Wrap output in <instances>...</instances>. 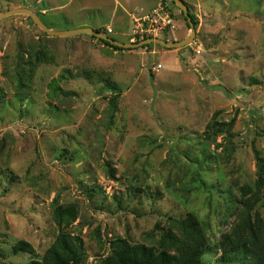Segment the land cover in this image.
<instances>
[{
    "label": "rangeland",
    "instance_id": "obj_1",
    "mask_svg": "<svg viewBox=\"0 0 264 264\" xmlns=\"http://www.w3.org/2000/svg\"><path fill=\"white\" fill-rule=\"evenodd\" d=\"M184 1L197 35L171 48L115 50L91 34L50 36L27 13L0 19V264L42 261L56 204L72 203L79 264H103L118 239L177 253L170 237L196 222L204 264H239L218 242L248 211L264 217L252 198L264 193V0ZM160 4L174 26L152 36H189L174 0H0V13L27 7L56 30L134 42L135 17ZM105 83L121 88L115 113Z\"/></svg>",
    "mask_w": 264,
    "mask_h": 264
},
{
    "label": "trees",
    "instance_id": "obj_2",
    "mask_svg": "<svg viewBox=\"0 0 264 264\" xmlns=\"http://www.w3.org/2000/svg\"><path fill=\"white\" fill-rule=\"evenodd\" d=\"M190 14L196 26L198 24L196 15ZM104 32L107 34V31ZM93 37L97 38L96 36ZM150 37L153 36L144 35L137 37L134 42ZM99 40L115 50L133 49L119 47L100 38ZM153 44L155 43L144 44L138 48H148ZM156 45L161 46L160 44ZM37 59L38 61H42L43 57ZM48 60L49 57H45L44 61ZM34 68L35 66L31 62L30 72H33ZM55 82L56 80L54 79L53 83ZM105 88L112 93L110 105L113 113H115L118 110L121 88L116 84L107 83H105ZM25 98L21 97L20 101H24ZM209 126H212V124ZM228 126V123H224L221 127L217 126L216 130H212L211 133L213 135V133L228 132ZM208 130L210 131V127H208ZM208 158L211 159V156L208 155ZM258 159L259 178L257 184L262 187L264 184V156H260ZM204 161H206V155L202 152L193 158V162L199 167H202ZM110 170L113 172L112 169ZM252 198L254 203L260 201L262 198L264 200V193L255 192ZM246 204L252 206L250 201L246 202ZM78 212L74 203L68 206L56 204L53 218L58 227H60V230L52 245L46 250L42 261L36 264H79L80 261L85 259L87 252L85 251L84 243L80 239L81 237L74 235L72 231L67 229L77 220ZM191 226H193V231H186L189 238L182 239V237L177 235H174L175 237L173 238L170 237L174 246L172 248L177 253H172L169 250L170 248H166L169 243H162L165 248L158 251L154 246L140 243L131 244L126 239H118L113 241V251L103 261V264H204L202 256L205 249L203 247H206L208 244L206 235L202 233V229H200V233L198 232V222L195 224L191 223ZM168 235L170 234H166V236ZM162 241L163 239H161ZM25 244L27 246V243ZM218 247L221 248L225 260L236 261L239 264H264V217H262V213L260 211H256L255 213L248 211L246 216L235 225V228L223 236L218 242Z\"/></svg>",
    "mask_w": 264,
    "mask_h": 264
},
{
    "label": "water",
    "instance_id": "obj_3",
    "mask_svg": "<svg viewBox=\"0 0 264 264\" xmlns=\"http://www.w3.org/2000/svg\"><path fill=\"white\" fill-rule=\"evenodd\" d=\"M174 1L184 12V15L191 29V34L183 39L173 40V41L166 40L160 37H150V38L142 39L141 41H138V42H121L117 39H114L113 37L108 36L102 31L94 29L92 27H80V28L71 29V30H56V29L50 28L35 11L27 7H20V8H15V9L4 11L0 13V19L5 16L16 14V13H27L28 15L31 16L34 22L45 33H47L50 36H70V35H76V34H91L93 36H96L97 38L103 39L105 41L110 42L113 45L123 47V48H136V47H140L144 44H149V43H156V44H160L162 46L171 48V47H179V46L187 45L191 43L197 35L196 26L194 24V21L192 20L191 14L189 12V6L187 5V3L184 0H174Z\"/></svg>",
    "mask_w": 264,
    "mask_h": 264
},
{
    "label": "built area",
    "instance_id": "obj_4",
    "mask_svg": "<svg viewBox=\"0 0 264 264\" xmlns=\"http://www.w3.org/2000/svg\"><path fill=\"white\" fill-rule=\"evenodd\" d=\"M162 6L160 4L158 9L151 13L135 17L136 24L132 40L144 35L156 36L157 32L168 28L170 25L174 26L172 13ZM108 32H111V29Z\"/></svg>",
    "mask_w": 264,
    "mask_h": 264
},
{
    "label": "crops",
    "instance_id": "obj_5",
    "mask_svg": "<svg viewBox=\"0 0 264 264\" xmlns=\"http://www.w3.org/2000/svg\"><path fill=\"white\" fill-rule=\"evenodd\" d=\"M177 37L174 35V37L172 38H169V39H176ZM164 39V38H163ZM167 40V39H166ZM171 41H173V40H171ZM121 42H124V41H121ZM126 42V41H125ZM132 42V41H131Z\"/></svg>",
    "mask_w": 264,
    "mask_h": 264
}]
</instances>
